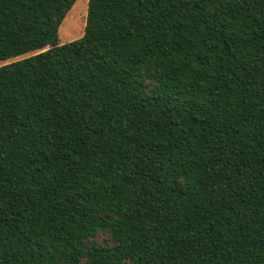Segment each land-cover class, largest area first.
<instances>
[{
    "label": "trees",
    "instance_id": "1",
    "mask_svg": "<svg viewBox=\"0 0 264 264\" xmlns=\"http://www.w3.org/2000/svg\"><path fill=\"white\" fill-rule=\"evenodd\" d=\"M0 0V264H264V0Z\"/></svg>",
    "mask_w": 264,
    "mask_h": 264
},
{
    "label": "rangeland",
    "instance_id": "2",
    "mask_svg": "<svg viewBox=\"0 0 264 264\" xmlns=\"http://www.w3.org/2000/svg\"><path fill=\"white\" fill-rule=\"evenodd\" d=\"M87 0H76L58 28L59 43L82 36L85 24ZM4 62H0L2 64Z\"/></svg>",
    "mask_w": 264,
    "mask_h": 264
}]
</instances>
